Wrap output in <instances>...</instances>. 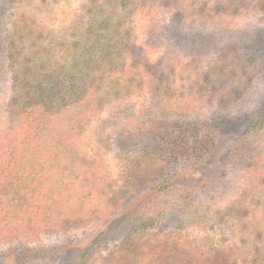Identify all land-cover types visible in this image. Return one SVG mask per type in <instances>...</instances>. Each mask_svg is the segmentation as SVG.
I'll use <instances>...</instances> for the list:
<instances>
[{"label":"rangeland","instance_id":"1","mask_svg":"<svg viewBox=\"0 0 264 264\" xmlns=\"http://www.w3.org/2000/svg\"><path fill=\"white\" fill-rule=\"evenodd\" d=\"M126 5L0 0V148L17 126V92L22 99L30 87L56 85L67 93L65 74L84 75V57L103 60L98 45L93 54L85 48L90 31L99 28L114 51L120 39L130 41L100 28L110 8L118 7L110 22L121 19L120 30L135 42L129 53L121 48L133 69L118 66L87 109H64L52 118L54 136L72 134L65 143L82 173L93 167L81 177L89 179L66 175L75 182L68 190L72 206L83 204V222L5 238L0 259L15 252L26 255L20 264H109L117 257L123 264H264V125L254 128L264 114V65L250 59L257 37L264 39V0ZM90 7L98 12L87 32ZM96 65L105 64L89 67ZM92 83L89 78L84 87ZM77 115L83 121L72 131ZM154 124L163 127L143 148L141 139ZM208 124L220 136H206L197 150L192 146L201 135L192 127ZM168 128L183 133L186 153L174 150L178 134L165 136Z\"/></svg>","mask_w":264,"mask_h":264},{"label":"trees","instance_id":"2","mask_svg":"<svg viewBox=\"0 0 264 264\" xmlns=\"http://www.w3.org/2000/svg\"><path fill=\"white\" fill-rule=\"evenodd\" d=\"M121 1L123 2L121 9H123L127 6V0ZM97 12L98 10H93V7H90L89 11L86 12L88 18L84 26H86L87 32L89 27L94 24L95 17L93 18L92 16L95 13L97 14ZM117 12L118 7L110 8L106 12L108 13L105 18L106 21L99 26L100 28L121 32L130 41L125 43L124 40L120 39L118 44L115 45L117 49L114 51L113 47H111L114 45L104 42L103 36L99 35V28L98 30L94 28L98 33L95 32L93 34L90 31L86 42L89 45H86L85 48L90 49L89 53L93 54L91 51L95 45H98V48L104 51L103 60H94L92 58L94 55L84 57L82 60L86 64L84 75H80L75 69L65 74L63 77L71 80L67 93L61 92L60 87L56 85H53V87L50 85L46 87L43 85L34 88L30 87L27 90V97L22 99L19 98L20 94L17 92V97L13 100L15 110L18 111L16 117L17 126L13 136L9 140L7 139L8 142L0 148V243L5 238L27 231L42 229L54 231L58 228H66L83 222L86 216L82 215L83 204L78 208L72 206L71 194L68 190H74L75 182L68 181L66 175H73L74 179H89L90 177H81L85 173L90 174L93 167L86 166L84 173H82L83 168L77 166L76 162L78 159L74 149L65 143L66 140L72 137V134L65 139L54 136L56 121H53L52 118L60 115L64 109L72 107H79L80 111L82 108L87 109L93 104L91 102L93 96L97 95L102 88L106 90L104 80L107 79V76H114L115 69L118 66H122L121 70L123 72L128 68V64L131 69L134 68V61L127 64V55H125L124 51L131 52L135 47V42H132V38H129L128 30H126V33L120 30L123 24L121 19L117 23L110 22V18L116 15ZM84 18H86V14L83 12L82 20ZM254 46L258 51H253V57L251 56L250 59L264 65V39L262 35L257 37ZM121 48L124 50L123 52ZM259 50L260 54L257 53ZM74 60L77 62L81 61L78 56H74ZM96 62L105 65H96V68L91 69L89 66L93 63L96 64ZM34 74L35 72H33ZM35 77L37 76L35 75ZM89 78L94 83L85 88L84 85ZM110 87L108 86V89ZM66 98H68V103L61 104L60 101ZM27 115H32L29 118L30 120H28ZM81 115L74 116L72 119L70 124L72 131L78 130L79 124L83 121L82 117H80ZM263 125L264 114L260 112L254 128L260 129ZM151 127L150 132L146 133L141 139L144 145L143 148H147L154 142L156 135L158 136L159 130L163 126L154 124ZM192 128L195 134L201 135L192 147L196 146L195 149L200 151L202 145L205 144L204 138L206 136L210 135L211 139L209 141H214L219 134L209 124L193 126ZM27 132H33L34 137L31 138L26 134ZM173 133L178 134L171 141L174 150L178 153H186V150L189 149H187V145H184L185 136L183 133L173 132L172 128L164 130L165 136ZM133 136L130 132L129 138L133 139ZM128 241L129 239L125 240V244ZM25 256L24 253L9 252L5 254L2 260L0 259V264H20L22 257L24 258ZM85 256H83V259ZM114 260V263L111 262L109 264H123V259L120 257ZM190 263L184 260H179L178 262V264Z\"/></svg>","mask_w":264,"mask_h":264}]
</instances>
